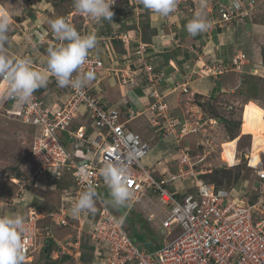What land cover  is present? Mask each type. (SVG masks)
<instances>
[{"label":"built area","instance_id":"obj_1","mask_svg":"<svg viewBox=\"0 0 264 264\" xmlns=\"http://www.w3.org/2000/svg\"><path fill=\"white\" fill-rule=\"evenodd\" d=\"M215 8H218L215 23L219 24L223 21L233 22L238 15L246 18L253 7L248 4L245 9L236 8L234 3L229 2L218 7L211 6L210 11H215ZM65 19L70 22L68 17ZM70 23L74 25L73 22ZM86 27L88 23L84 22L85 30L82 34H87ZM43 36L42 32H32V36L28 35L29 44L39 49V45L54 44L57 41L52 39L54 36L43 41ZM123 37L125 36H120L119 39L125 43L130 41ZM135 41V54L139 65L136 70L129 67L120 71L123 84L136 83L138 70L145 77L153 101L144 110L130 108L125 111L106 107L101 97L92 91V87L86 85L80 92L71 87L63 88L69 94L68 98L61 104L51 105L47 102L51 97L47 92L34 93L31 104L15 102L0 93V112L17 116L23 124L33 129L31 152L37 165V176L43 177L48 171L61 176L64 167L72 170L77 190L70 197L71 201H76L78 194L89 182L96 186V190L105 185L99 170L109 160L127 169L128 187L132 193L129 200L132 206L147 208L149 201L144 203L143 198L150 200L149 197L154 194L161 199L157 209L161 212L159 218L163 231L166 232V241L155 251L138 248L125 229L123 219L118 218L101 201L97 221L90 230V236L97 240L99 248L96 253L104 264H264V176L260 175L261 170H264V159L256 165L253 164L250 155L253 147L247 157L248 166L255 170L260 180L254 187L257 192L255 197L247 192L242 196H235L230 189L217 188L214 184L207 183L200 177L201 172L195 169L197 162L192 160L187 149H180L177 171L167 175L156 177L152 169L142 164L150 146L139 133L128 126L130 121L147 114L153 127L162 129L164 135H174L178 141L184 137L188 125L194 123L189 118L169 115L167 103L158 88L162 74L147 54L148 44L140 36ZM7 50L13 56L30 59L35 70L46 71L47 65L34 61L33 54L29 53L31 51L19 55L8 47ZM94 53V49L90 51L82 71H94L97 80V76L105 69V60ZM238 59H246V54L242 53ZM212 69L219 73L225 68L217 65ZM212 69H208L210 74L214 71ZM51 77L56 82L55 77ZM179 85L184 92H188L189 86L186 83ZM16 105L19 108H15ZM83 109L94 121L97 128L96 132L93 131L95 133L89 132L87 124L71 127L72 122L83 115ZM197 130L198 126H195V131ZM61 131H66L76 146L86 148V152L92 154V159L78 160L77 155L64 142ZM180 179H191V187L186 193L172 189V185ZM69 205L71 207L72 202ZM70 207L67 206L60 214L51 211L48 215L62 225H67ZM41 217L36 207L28 206L23 237L26 259L36 248ZM156 217V213H150L148 220L154 221ZM81 229L76 237L63 246L64 252L77 259V264H83L78 259Z\"/></svg>","mask_w":264,"mask_h":264},{"label":"rangeland","instance_id":"obj_2","mask_svg":"<svg viewBox=\"0 0 264 264\" xmlns=\"http://www.w3.org/2000/svg\"><path fill=\"white\" fill-rule=\"evenodd\" d=\"M48 2L46 4H40L39 9H37V13H40L38 16L39 19V25L41 26L42 34L44 36L42 37V40H48V37H52V31L50 29V26L48 24V21L50 19H54L57 16H62L64 18L68 17L70 22L74 23V27L83 33L84 29V22L88 23V29L87 33H95L97 36V44L108 46L109 43L115 44H122V45H128V43H125L122 39H119L120 36H125L123 38H126L130 40L131 42H135V38L140 36L136 31L142 32L143 35H146L143 40L148 42L150 40V36L153 33V28H151V12L150 10H147L143 7L140 0H115V4L112 5L113 10V17L112 20H99L97 21L94 18L84 16L80 13H78L73 4V0H47ZM111 1V0H110ZM232 3H236L237 0H231ZM238 0L241 9H245L248 4L252 5V9L250 11V15H248V19L244 18L243 15H238L237 18L230 22V29L227 30V41L228 44H231L232 50L230 48L231 55L236 53L232 60L229 62V64L224 63H218V62H212V58L209 57L208 61H201L197 63L196 73L192 74L196 77H202L206 75H211L213 77H223L222 82L225 84V90H215L213 94H210L207 98L202 97L199 93L193 95V100L190 99V102H195L196 105L199 102H202L204 107L194 106L195 104L189 105L190 107H187L186 112L182 110L180 113V117L182 116H190L194 122L193 125L191 123L188 125V128L186 129V133L184 135L183 139H180V144H177L176 139L174 140V145H171L167 143L168 139H165L164 136L159 135L158 138L155 137V141L148 140L150 146V151L148 155L142 160V164L146 166L147 168H160L157 161L163 160L164 157L167 156L169 159V162L172 163H166L167 165L172 166V169H176L173 167L174 161L170 160L171 154H178L180 152V149L186 150L187 148H190V155L192 156V160L194 162H197L195 169L202 173L211 172L215 168H228V169H235L237 167H232L235 165H239V169L241 172H243L246 176L251 177V174L253 170L248 167L247 165V154H250L252 151V147L254 144V141L260 142L259 139L254 140L253 134H242V127L243 123L247 129L261 131V128L257 125L260 121H264V0ZM193 1L191 0H177V7L176 10L173 12H179L181 8H183L185 11L188 10L189 4H192ZM180 4V6H179ZM206 7L202 10L210 11V7L214 4H217V6H222V4L226 5V2L224 0H208L206 3ZM35 5V4H34ZM34 5L31 1L27 0H0V9L7 10L9 14L12 17V25L11 30L9 32L10 37V43L6 45L7 47L10 46L13 49H11L12 52H17L19 55L22 53V45L24 43L23 40H26V47L25 51L29 48H32V44H29L30 38L28 37L29 34L32 36V25L30 24H24L26 20L29 22L32 10L34 8ZM38 6V3L36 7ZM186 6V7H184ZM215 7V6H213ZM32 8V9H31ZM187 8V9H186ZM133 10L135 12H130L129 10ZM51 10L49 13L48 11ZM199 10H201L199 8ZM143 11V13H142ZM245 12V11H244ZM35 13V12H34ZM36 13V14H37ZM241 13V12H240ZM35 14V16H36ZM136 15V16H135ZM127 18V19H126ZM244 18V19H243ZM23 19V20H22ZM48 19V20H47ZM22 20L24 23H22V26H17L18 21ZM216 20V19H215ZM228 22L223 21L218 26H222ZM138 24V25H137ZM233 24V26L231 25ZM256 24V25H255ZM107 25L110 26V33L108 34L106 32ZM141 25V26H140ZM138 26V27H137ZM258 26V27H257ZM255 27V28H254ZM100 28V31L97 33V29ZM217 28V27H216ZM254 32L256 33L255 36L252 38H247V36L251 37ZM47 29V32L45 33V30ZM210 31V29H209ZM101 32L103 34H101ZM136 32V33H135ZM215 33L218 32L214 31ZM212 32L211 34H213ZM252 32V33H251ZM19 34V38L16 45H12L13 41L15 39V35ZM116 37V39H113V37ZM247 35V36H246ZM24 36V37H23ZM118 36V37H117ZM21 37H23L21 39ZM106 37V38H105ZM122 38V37H121ZM13 39V40H12ZM33 39V37H32ZM52 39H55L52 37ZM16 40V39H15ZM21 40V41H20ZM51 40V39H49ZM34 41V39H33ZM23 42V43H22ZM112 44V47H113ZM52 44H43L41 47V50L46 51L47 48ZM118 46V45H115ZM246 46V48H245ZM192 47V46H191ZM255 47V53L256 55L251 52ZM117 48V47H116ZM238 49V52L243 51L242 53L246 54L248 53V58L246 60L238 59V57L242 54H237V51H234L235 49ZM248 48V50H247ZM253 48V49H252ZM243 49V50H242ZM135 50V47H133L132 51ZM218 50V49H217ZM216 50V51H217ZM196 54H198V49L195 48L193 50ZM249 53H251V56H249ZM9 55H12L8 53ZM96 54V53H94ZM179 55V52L176 53ZM181 54V52H180ZM254 54V55H253ZM194 55V54H193ZM200 55V54H198ZM204 53H202V56ZM206 55V54H205ZM247 57V55H246ZM257 59V65L259 68V74L258 75H252L247 74L249 69V63L255 61ZM200 60V57L199 59ZM46 64V63H43ZM196 65V62H195ZM217 65H222L223 71L217 72L214 68ZM240 66V68H239ZM214 70L213 72L208 71V69ZM229 68H232L233 70H240V71H246L243 73L240 77L236 76L234 79L230 76ZM229 72V73H228ZM216 73H218L216 75ZM226 74V75H224ZM235 74V73H233ZM191 77V76H190ZM50 76L48 79L47 88H49L48 91H46L48 94H52L53 97H56V94L60 95L59 98H67V96L63 95L59 92V88L57 90V84L54 81V83L50 82ZM92 82V81H91ZM89 82V83H91ZM187 86H189V82L185 81ZM182 83V84H184ZM217 83V82H216ZM88 85V84H87ZM181 89H183L181 87ZM252 98L254 101H250L249 99ZM249 100V102H248ZM180 101L184 102L183 99ZM247 102V105L245 103ZM246 106V107H245ZM263 107V108H262ZM15 108H19V105H16ZM137 108V107H136ZM135 108V109H136ZM188 111V112H187ZM244 111H245V118L243 122L244 117ZM192 113L193 115H191ZM148 118L147 115L137 117L136 119H133L129 122V127L139 133L140 135L145 134L144 127L141 126L138 122L142 119L145 120ZM221 118H226L228 120H231L233 122L241 121V127L234 131L233 129L228 128V124L223 121ZM0 122H3L1 128H9V126L15 127V131H13L16 134H13V132L10 134V138L7 140H3L0 138V158L1 154H8L9 149L13 145L14 142V136L20 137L23 133L21 130L16 128V125H23L21 120L17 116L13 115H7L5 112H0ZM12 122H14V125H12ZM148 122V121H147ZM197 122H200L199 124ZM8 123V126H6ZM25 126V125H24ZM195 126H198V130L195 131ZM24 128V127H22ZM27 128H30V126H27ZM236 129V128H235ZM25 130V128H24ZM62 137H65V133L63 131L60 132ZM163 134V132H162ZM235 135V137H234ZM142 137V136H141ZM168 137V136H165ZM234 137V138H233ZM239 138L237 143V149H236V159H235V151L234 146L236 141L232 140L231 142L227 143L226 153L223 152V142L228 139H235ZM143 139V138H142ZM144 140V139H143ZM16 141V140H15ZM146 141V140H145ZM177 144V145H176ZM69 147V146H68ZM187 147V148H185ZM72 152L75 154H80V156H84L83 151L75 152V147H69ZM8 149V152L5 153ZM25 149V154H30V147L28 146ZM242 152V153H240ZM22 153V152H21ZM90 154V153H88ZM251 155V154H250ZM21 156V155H20ZM19 156V157H20ZM261 156H258L256 158H259ZM78 158V157H77ZM34 160V159H33ZM78 160H80L78 158ZM166 160V158H165ZM35 161V160H34ZM23 171L20 173L22 174V181L32 179V176L36 173V165L32 160L26 159V161L23 162ZM15 164V163H14ZM14 164L5 163L4 165L0 166V177L1 179H7L10 175L15 173V166ZM63 169L67 170L66 167ZM22 170V169H21ZM175 172V171H173ZM200 175V176H201ZM60 179L59 175L53 174L51 171H48L42 178L39 179V181L42 184H49L50 181L52 184L55 183V186L57 185V182H53V180ZM68 180V179H66ZM17 181V180H15ZM65 181V180H64ZM70 181V180H68ZM260 181V180H259ZM20 183L11 184L13 188L12 191H20V195H24L25 191L30 192V182L26 184L24 187L21 188ZM32 183V182H31ZM191 184L190 179H180L176 181L172 188L176 187L179 192L183 193ZM3 185L0 183V186ZM10 185V182H9ZM62 185V184H61ZM53 188V186H50ZM255 187V186H254ZM41 188V187H40ZM70 190H73V187H69ZM243 190H235V196H242L247 188H244ZM15 191V192H16ZM100 194L101 198L104 196L107 201L109 200L108 196V188L97 190ZM3 191H0V202L5 200ZM64 192L63 187L54 188L52 190V197L53 200L55 198L60 199V195L62 197V194ZM40 193V191L38 192ZM186 193V192H184ZM68 196L64 197V199L68 202ZM148 198L144 197V203L146 201H149V206L146 208H142L141 206L135 205L132 206L130 200L127 201L126 205L123 207H113L110 203L109 205L114 209L115 213L118 214L119 218H122L124 214H126L125 219H123L124 227L127 229L130 237L133 239V241L137 244V246L141 249H150L154 248L152 244L158 243L159 241H164V236L166 235V232L163 231L161 221L159 218L160 211H158L157 207L161 203V199L158 197L157 194L152 195V197ZM103 199V198H102ZM41 199H38L36 197V202L40 201ZM63 201V200H62ZM7 202V201H6ZM45 205V207L43 205ZM54 201H50V197L48 196V200L45 201V203L38 202V206H43L37 208L38 212H42V228L39 227V232L37 235V242H36V250L32 253L34 256H29L25 260L28 261L25 264H47L45 261V258L43 257L41 250L46 245V237L49 235H54V238L58 241V238L62 237L63 235H59V233L65 234L71 231L70 229L73 228L71 225L67 228V225H62L58 221H53L49 218L48 212L53 208ZM8 205V204H7ZM27 201H24L23 199H20L15 204V210L17 211V214L15 215H21L27 213ZM68 203L63 202V207H67ZM51 206V207H50ZM58 207V206H56ZM10 208V207H9ZM7 207H2L0 204V216L4 215H10L11 210H9ZM122 209V210H121ZM122 211V212H121ZM87 212V211H86ZM14 213V211H13ZM71 213V210H70ZM91 213V212H87ZM150 213H156L157 217L154 221H149L148 217ZM161 216V215H160ZM25 217V216H24ZM39 221V222H41ZM150 232L148 235L147 232ZM74 235V234H73ZM58 237V238H56ZM153 238V239H152ZM152 239V240H151ZM58 244H54L53 251H58ZM52 251V258L55 254V252ZM34 257V259H33ZM55 258V257H54ZM53 258V259H54ZM58 260V264H71L70 261L67 260V258H63L61 255L56 258ZM34 260V261H31Z\"/></svg>","mask_w":264,"mask_h":264},{"label":"crops","instance_id":"obj_3","mask_svg":"<svg viewBox=\"0 0 264 264\" xmlns=\"http://www.w3.org/2000/svg\"><path fill=\"white\" fill-rule=\"evenodd\" d=\"M191 1H193V3L187 6L188 7L187 11L181 8L179 12L171 13L167 17H164L152 11L151 16H150L152 21L150 23H151V28H153V33L151 34L150 40H148V42L143 40V38L146 35H143L142 32L136 31L138 34H140V37L142 38V40L148 44L147 54L149 55L151 62L155 64L158 71H160L162 74V78H161L160 83L158 84V88L161 94L164 96V100L167 103L169 115L174 116V117H179L182 119L184 118L192 119L188 115L180 117L178 113H180L183 110L186 112L187 107H190L189 105L191 106L192 104H195L194 106L198 105V104L196 105L195 102H190V99L193 100L192 98L193 95L195 96V94L199 93L202 97L207 98L208 96H210V94H213L215 90L220 89L224 91L226 89L225 84L221 81L223 77L218 78V77H213L211 75H206L202 77H196V76L192 77V74H195L197 71L196 70L197 63L201 61L206 62L208 61L210 57L212 58L213 63L222 62L226 65V64H229V62L232 60V57L236 54L234 53L233 55H231L230 48L232 50V46L231 44H228L229 42L227 41L228 39H227L226 34H227V30L231 28L230 24L226 23L222 26H218L215 23V19L217 16L215 14L216 11L203 12L207 20L210 21V27L207 29V31L200 33L199 35L195 37L190 36L187 33L185 29V25L193 17L194 13L199 10L200 5L202 3V0H191ZM224 1L230 2L229 0H224ZM203 2L207 3L208 0H203ZM33 5H34L33 9L35 10H32V13L30 14L31 20L29 21L31 22L28 23L27 20L26 22L24 20L25 22L24 23L22 19V20H19L18 23L16 24H18L17 26L20 27L22 26V23L26 25L31 23L30 25H32V32L38 34L42 32L41 26L39 25V19H38V16L40 15V13H37L39 12L37 11V9H39L38 7H40V4L38 3L37 7H36L37 3H33ZM212 6L217 7V4H214ZM50 11L51 10H49L48 13ZM129 11L132 13L135 12L132 9ZM231 25L233 26V24ZM254 28H253V33L251 32L252 33L251 37L246 35L247 38H252L253 36L256 35V33L254 32ZM217 30L218 32L215 33L214 31H217ZM99 31H100V28L97 29V33ZM46 32H47V29L45 30V33ZM106 32L108 34L113 33V32L110 33L109 25H107ZM212 32L214 33L211 34ZM101 34L103 33L101 32ZM14 37L16 40L14 39L12 45H16L15 43H17L18 39H20L19 34L15 35ZM23 37H21V39ZM23 41L24 43L22 42L23 48H22L21 55L25 54L26 52H29L28 49L25 51L26 47L28 48V46H26L27 41L26 40H23ZM58 43L59 41H56L52 45H55ZM112 44L113 43H109L108 46L97 44L96 47L94 48V52L97 54V56L104 58L105 63H106V68L103 70L100 76H97L98 77L97 80L95 78L91 83H88L87 86L93 87V91H95L96 94L101 97L106 107L118 108L120 110H125V111H128V109L130 108H136V107H137L136 109L144 110L145 107L148 106L149 103L153 101V98L150 96L151 89L146 83L145 77L142 75V73H140L139 70L137 71V74L135 76L136 83L129 82V83L123 84V81H122V71L123 70H127L129 67H131L133 70L134 69L136 70V67H138L139 65V60L137 59L135 50L132 51L133 47L136 48L137 42L135 41V42L130 43L129 41L128 45H125V46L122 44H115V45H118V46H115L113 44V47H112ZM41 47H45V46H43L42 44V46L39 45V49L35 48L34 46L32 48H29V50L31 51L29 53L33 54L34 61H36L39 64L46 63V58H47V51L44 50L45 48L41 50ZM195 48L198 49L199 51L198 54L200 55L196 54L193 51L195 50ZM234 51L238 52V49L236 48ZM177 52H179V55L176 54ZM242 52L243 51L238 52L237 54H241ZM247 52H250V51H247ZM247 52H246V55L248 58ZM251 52H253L256 55L255 47ZM202 53H204L203 56H202ZM249 56H251V53H249ZM199 57H200V60H198ZM256 58H257V55H256ZM256 61L257 59L249 63L250 70L247 71L248 72L247 74L250 73L255 76L259 74V68H258ZM195 62H196V65H195ZM230 70L231 71L229 72L235 73L233 74V73L228 72L233 79L236 76L238 77L241 76L240 70H233L232 68ZM245 72L242 71V73H245ZM49 81L51 83L53 82L51 76H50ZM185 81L189 82L188 92H184L181 89L182 86L179 85V84L184 83ZM58 88L60 89L59 90L60 93H62L63 95L66 94L65 89H62L57 86V90ZM50 96L51 97L47 99V102L50 103V105L52 103L61 104L66 99L63 97L59 98L60 95L58 94H56L55 98L53 97L52 94H50ZM181 99H183L184 102L180 101ZM182 107H183V110H182ZM190 114L193 115L192 113ZM144 115H147V114H144ZM144 115H141V116H144ZM141 116H138V117H141ZM147 116L148 118H146L145 120L141 119L138 122L141 126L144 127L145 134L143 135L141 134L142 138L146 141L148 140L155 141L156 140L155 137L158 138L159 135H161V136H164L165 139L170 137L167 143L174 145L175 142L173 139H176V137L174 135L162 134V129L160 130V128L157 129L153 127L149 121V115ZM2 124L3 122H0V126H2ZM82 124H87L89 126L90 133H92L93 131L95 132L97 131V128L94 125V121L92 120V118H90L87 115L86 110L84 109H83V115L80 118L74 120L71 124V127L77 128L81 126ZM12 125H14V122H12ZM6 126H8V123ZM22 127H24L25 130ZM16 128L21 130L23 133H21L22 135H20V137L14 136L13 138L14 146L10 147L9 152H8V149H6V151L4 150V152L5 153L8 152V154H1L0 166L4 165L5 163L14 164L18 162L20 164V168L22 169L21 171H23L24 169L23 162L26 161V159L32 160L35 163L31 154H25L26 151L24 149V148H27L28 146L31 149L32 139H33V134H32L33 129L31 127L27 128V126L26 125L24 126V124L18 125V126L16 125ZM13 131H15V127L13 126L11 127L9 126V128H4V127L1 128L0 138H2L3 140L5 139L8 140L10 138V134ZM63 132L65 133V137L64 138L62 137V138L64 142L67 144V146L72 147V148L75 147V152H79L82 150H84L83 153L86 152V148L83 149L82 147L76 146L75 141L70 138L68 133L66 131H63ZM13 134H16V133L13 132ZM165 136H168V137H165ZM92 138H93V135L91 136V139ZM176 141H177V144H180V142L177 139ZM75 155H77V157L80 160H91L92 159V154L91 153L88 154V152L84 153V156H80V154H75ZM177 158H178V154H171L170 156V160L174 161L173 167L176 169H172V166L166 164V163H172V162H169V159L166 156L164 157L163 160L161 159L157 161L160 168L158 169L156 167L152 168L153 173L157 176H162V175H167L173 171H176L177 170V164H176ZM40 178L42 177L37 176V173H35V175L32 176V179H28L25 181H22V179L14 178V177H9L7 179H4V178L1 179L0 177V183L3 184L0 186V191H3L2 193L3 195H5L4 196L5 200L0 202V204L2 207H7V208L10 207L9 210H11V212L9 216H15V214H17V211L15 210V204L20 199L27 201V204H28L27 210H28L29 205H32L36 208L43 207V206L45 207V205L43 204H42L43 206H38L37 203L38 202L45 203V201L48 200V196L50 197L51 203L52 201H54L53 205L55 206L61 205L62 202L64 201L65 203H67V200L64 199V197H66V195L69 193V190H66V189L69 187H73V188L75 187L73 180L68 181L70 180L68 179V175L64 173L60 176V179H57L56 181L53 180V182H57L56 186H55V183L52 184L50 181L48 182L49 184H42L39 181ZM9 182H10V185H9ZM19 182H21L20 183L21 188L30 182V185L32 184L30 188L31 189L30 192L27 190L25 191L24 195H22L23 193L20 191H16V190H15L16 192L12 191L11 188H13L16 185V183H19ZM12 183L14 184L13 187H11ZM51 185L53 186V188L50 187ZM59 187L64 188L62 197L60 195V199L55 198V200H53L52 190L54 188L58 189ZM190 187H191V184L188 187V189ZM102 188L107 189L105 185H103ZM188 189H186V191ZM39 191L40 193H38ZM20 193L22 194L20 195ZM36 197L41 200L36 202L35 201ZM67 206H69V204ZM100 206H101V201L99 198H96L95 213H87L86 211L80 213L78 217L73 218V226H72L73 228L70 229L71 231L65 234L59 233V235H63V236L60 238L56 237L58 238V241L62 245V242H64L65 240L70 238L74 233H76L78 228H82L84 232L82 235L81 244L78 249V252L80 254V261H82V263L84 264H102L103 263L95 251L97 248L95 246L96 243L95 241H93V239L90 237V234H89L94 224V221L95 222L97 221V215H98L97 210L100 208ZM26 215L27 213L24 214L23 216H26ZM87 226H90V227H87ZM146 232L148 235L150 234V232L148 231ZM152 245L155 246V244H152ZM53 252H55L53 256V258L55 257L54 259L58 258L61 254L60 251H53ZM73 262L74 264H76V260L74 261L73 259ZM73 262L71 261V263Z\"/></svg>","mask_w":264,"mask_h":264},{"label":"clouds","instance_id":"obj_4","mask_svg":"<svg viewBox=\"0 0 264 264\" xmlns=\"http://www.w3.org/2000/svg\"><path fill=\"white\" fill-rule=\"evenodd\" d=\"M140 2L145 9L164 17L173 13L177 7V0ZM73 4L78 13L97 21H111L114 15V0H73ZM205 7L206 4L202 0L201 10L196 11L186 23L185 29L190 36L195 37L210 27V21L202 11ZM234 7H240L238 0ZM48 24L59 43L47 48L46 71L39 72L33 69L30 59L8 54L6 45L10 43L12 17L7 10L0 9V93L6 98L21 104H31L33 94L47 87L49 75L55 77L58 87H71L76 92H80L95 79L94 71H82V68L90 51L97 45L96 34H81L62 16L50 19ZM99 172L109 190L107 202L113 207L125 206L132 195L128 187L127 169L109 160L103 163ZM260 175L264 176V170H261ZM97 197L96 186L89 182L71 206L73 218L85 211L95 213ZM25 223V217L21 215L0 216V264H25Z\"/></svg>","mask_w":264,"mask_h":264},{"label":"trees","instance_id":"obj_5","mask_svg":"<svg viewBox=\"0 0 264 264\" xmlns=\"http://www.w3.org/2000/svg\"><path fill=\"white\" fill-rule=\"evenodd\" d=\"M27 1H31L32 3H40V4H46L48 1L47 0H27ZM230 2H232L231 0H229ZM226 2V1H225ZM226 3H229V2H226ZM218 7V6H217ZM217 10H218V8H216V18L218 17V13H217ZM249 17H247L246 19H248ZM47 45V44H46ZM40 46H42V45H40ZM46 47V46H45ZM8 48H11V49H13L12 47H10V46H8ZM229 71H231V70H229ZM238 72V71H237ZM241 72V75L243 74L242 73V71H240ZM53 81V80H52ZM54 82V81H53ZM63 89V88H62ZM49 90V88H42V89H39V90H37L35 93H37V94H44V93H46V91H48ZM220 90V89H219ZM92 91H93V87H92ZM95 94H96V92L95 91H93ZM65 96H67V98H68V96H69V94L68 93H66L65 94ZM249 100H253L252 98H250ZM248 100V101H249ZM199 104V106H202V107H204V105H203V103L202 102H199L198 103ZM246 104V103H245ZM223 121H225L227 124H228V128L231 130V129H233L234 131H237L240 127H241V121H238V122H233V121H231V120H228V119H226V118H221ZM192 120V119H191ZM195 121H193V123H194ZM25 125V124H24ZM26 126H28V125H26ZM236 128V129H235ZM234 137H235V135H234ZM233 137V138H234ZM184 138V137H183ZM188 151H190V148H188L187 149ZM30 154H32V152H31V149H30V152H29ZM190 153V152H189ZM240 153H242V152H240ZM35 164H36V162H35ZM177 164V163H176ZM247 164H248V160H247ZM16 165V166H15ZM239 165L240 164H238V165H235V166H232V167H237V168H235V169H228V168H215V169H213L211 172H207V173H202L203 175H201L200 177L202 178V179H204L207 183H210V184H214L217 188H227V189H230V190H232V192H234L235 193V190H243V191H245L244 190V188H247V190H246V192H248L249 194H251L253 197H255L256 196V194H257V192H256V190L254 189V186H256L258 183H259V177L257 176V174H256V172L253 170V172H252V174H251V177H249V176H246L245 177V174L243 173V172H241V170H238L240 167H239ZM14 166H15V173L13 172V174L12 175H10L9 177H14V178H19L20 179V177H22V174L20 173L21 172V168H20V164L17 162V163H15L14 164ZM248 166V165H247ZM36 167H37V165H36ZM249 167V166H248ZM153 170V169H152ZM66 175H68V179H70V181H72L73 179H72V176H71V174L70 173H65ZM154 174V173H153ZM57 175V174H56ZM155 175V174H154ZM156 177H161V176H157V175H155ZM187 180V179H186ZM191 180V179H190ZM13 184V183H12ZM174 190H178L176 187H174L173 188ZM184 192H186V190L184 191ZM183 192V193H184ZM102 198H103V200H104V202H106L108 205H109V203L107 202V199L104 197V196H102ZM61 205H63V202H62V204ZM61 205H56V206H58V207H56L55 205L53 206V208L51 209V210H58L60 207H61ZM109 207H110V209L112 210V212L118 217V214H116L115 213V211H114V209L109 205ZM50 210V211H51ZM122 210V209H121ZM122 212V211H121ZM125 216H126V214H124L123 215V217L122 218H120V219H125ZM24 217V216H23ZM119 218V217H118ZM41 220H43V219H41ZM40 220V221H41ZM95 222V221H94ZM123 225H124V223H123ZM39 227L40 228H42V221L41 222H39ZM87 227H90V226H87ZM126 229V228H125ZM127 230V229H126ZM153 239V238H152ZM47 241H49V244H48V251H46L45 249H46V245L44 246V248H42V250H41V253H42V255H43V257L45 258V261L47 262V264H58V260L57 259H53L52 258V251H53V247H54V244H55V242H56V244H58V251H60L61 252V256L63 257V258H67V260L68 261H72L73 262V257L71 256V255H69L68 253H63L62 252V250L60 249V244H59V242L54 238V235H49V236H47L46 237V244H47ZM93 241H95V246L97 247L96 248V252H97V249L99 248V244H98V242H97V240H94L93 239ZM36 242H37V237H36ZM163 242L164 241H159L158 243H155L154 242V244H155V246H153L154 248H150V249H147V250H153V249H157V248H159L162 244H163ZM37 248H35V250H36ZM34 250V251H35ZM33 251V252H34ZM32 252V253H33ZM32 255V254H31ZM32 256H34V255H32ZM33 259H34V257H33ZM31 261H34V260H31ZM75 261V260H74ZM26 262H28V261H26ZM25 262V263H26ZM71 264H74V262L73 263H71Z\"/></svg>","mask_w":264,"mask_h":264},{"label":"bare ground","instance_id":"obj_6","mask_svg":"<svg viewBox=\"0 0 264 264\" xmlns=\"http://www.w3.org/2000/svg\"><path fill=\"white\" fill-rule=\"evenodd\" d=\"M247 58V57H246ZM105 68H106V63H105ZM157 69V68H156ZM158 70V69H157ZM75 74V73H74ZM251 101V100H250ZM252 101H254V100H252ZM249 102V101H248ZM255 102V101H254ZM245 105H247V102H246V104ZM246 107V106H245ZM263 108V107H262ZM264 109V108H263ZM244 118H245V111H244V117H243V122H244ZM257 125L261 128V131H256V129L255 130H250V129H247L246 127H245V125H244V123H243V127H242V134H253V136H254V140L255 139H259L260 140V142H258V141H254V144H253V153L251 154V156H252V158H253V164L254 165H256V164H258L259 162H261L263 159H264V121H260L259 123H257ZM232 140H234V141H236V143H235V146H234V151H235V159H236V156H237V154H236V149H237V143H238V140H239V138H235V139H228V140H225L224 142H223V152L224 153H226V148H227V143H229V142H231ZM247 155H249V154H247ZM31 156H32V154H31ZM258 156H261V157H259V158H256V157H258ZM32 158H33V156H32ZM34 159V158H33ZM247 160H248V157H247ZM179 164V161H177V165ZM250 167V166H249ZM251 169H253L252 167H250ZM37 170V169H36ZM254 170V169H253ZM153 171V170H152ZM177 171V170H176ZM255 171V170H254ZM70 173L71 174V176H72V179H73V183H74V185H75V187H74V189L73 190H70L69 188H67L66 190H69V193L67 194V195H69L68 196V204L70 203V202H72V204L74 203V201H71V199H70V197L73 195V194H75V191L77 190V183H76V179H75V176H74V174H73V172H72V170L71 169H69V168H67V170H65V169H63L62 171H61V175L62 174H64V173ZM211 185H213V184H211ZM173 189V188H172ZM98 190V189H97ZM131 191V190H130ZM176 191H178V190H176ZM97 193H98V191H97ZM246 193V192H245ZM244 193V194H245ZM248 193V192H247ZM98 197H100L99 199H100V201H103L104 202V200L103 199H101V196H100V194L98 193ZM97 197V198H98ZM106 203V202H105ZM107 204V203H106ZM108 205V204H107ZM69 207H70V205H69ZM101 207V206H100ZM108 207H109V205H108ZM71 208V207H70ZM110 208V207H109ZM63 209H66L65 207H63V206H61L58 210H51V211H54L53 213H55V214H60L61 212H62V210ZM100 209V208H99ZM99 209L97 210V212H99ZM71 210V209H70ZM51 211H49V212H51ZM112 211V210H111ZM49 212H48V214H49ZM40 213V212H39ZM42 213V212H41ZM40 213V214H41ZM42 215V214H41ZM43 217V216H42ZM42 217H41V219H42ZM69 220H68V222H67V226L66 227H69L70 225L71 226H73V216L71 215V213L69 214ZM49 218L52 220V218L49 216ZM53 221H55V220H53ZM78 230H80V228H78ZM78 230L76 231V233H74L75 235H72L70 238H68L67 240H65L64 242H62V245H61V243L59 242V244H60V249L62 250V252L63 253H66V252H64V248H63V246L65 245V243H67L68 242V240H70V239H72V238H74V237H76V235H77V233H78ZM82 230V234H81V239H82V235H83V232H84V230L83 229H81ZM128 232V231H127ZM89 234H90V232H89ZM129 234V233H128ZM91 237V236H90ZM92 238V237H91ZM93 239V238H92ZM132 239V238H131ZM133 240V239H132ZM164 240L166 241V237L164 236ZM134 242V241H133ZM135 243V242H134ZM164 243V242H163ZM136 244V243H135ZM137 245V244H136ZM46 246H47V244H46ZM138 247V246H137ZM139 248V247H138ZM79 249V248H78ZM141 249V248H140ZM158 249V248H157ZM144 250H147V249H144ZM156 249H153V250H148V251H155ZM61 253V252H60ZM70 255V254H69ZM30 256H32V255H30ZM72 256V255H71ZM73 257V256H72ZM74 258V260H76V264H77V259L75 258V257H73ZM79 260H80V254H79V258H78ZM82 262V261H81ZM103 262V261H102ZM84 264V263H83ZM102 264H104V262L102 263Z\"/></svg>","mask_w":264,"mask_h":264},{"label":"water","instance_id":"obj_7","mask_svg":"<svg viewBox=\"0 0 264 264\" xmlns=\"http://www.w3.org/2000/svg\"><path fill=\"white\" fill-rule=\"evenodd\" d=\"M48 244H49V241H47V246H46V249H45L46 251H48Z\"/></svg>","mask_w":264,"mask_h":264}]
</instances>
